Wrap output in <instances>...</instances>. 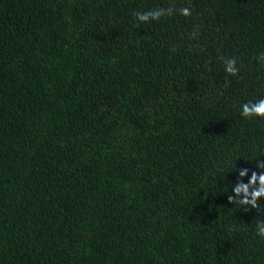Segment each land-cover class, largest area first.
Segmentation results:
<instances>
[{"label": "trees", "instance_id": "trees-1", "mask_svg": "<svg viewBox=\"0 0 264 264\" xmlns=\"http://www.w3.org/2000/svg\"><path fill=\"white\" fill-rule=\"evenodd\" d=\"M260 99L264 0H0V264H264Z\"/></svg>", "mask_w": 264, "mask_h": 264}, {"label": "clouds", "instance_id": "clouds-1", "mask_svg": "<svg viewBox=\"0 0 264 264\" xmlns=\"http://www.w3.org/2000/svg\"><path fill=\"white\" fill-rule=\"evenodd\" d=\"M173 10L171 8H154L151 9L147 12H135L133 13V15L136 17V19L140 22H148L150 20H159L161 19V17H164L166 15H172ZM181 15L184 16H189L191 15V11L188 8H182L180 10ZM226 71L228 73L231 74H235V72L237 71V69L235 68V61L234 60H229L227 62V67H226ZM242 116H244L245 118H251V117H260V118H264V99H260L256 102H247L245 104H243L242 106V112H241ZM260 165H258L259 167ZM247 170L241 171L240 172V176L243 177L244 175H246ZM257 181V175L255 173H253L251 180H250V184L251 185H255ZM259 183H260V188L259 190H254L249 194L248 191V185H244V184H239L236 189L235 192L237 193V195H239L241 192L244 193L245 195V199L243 201H240L239 203L241 204H251L252 207H256V201L259 197L264 196V175L259 176ZM251 195V200L249 201L247 199V197ZM229 201H232V197H229ZM259 227V231L257 232V234L261 237H264V222H261V225L258 226Z\"/></svg>", "mask_w": 264, "mask_h": 264}]
</instances>
